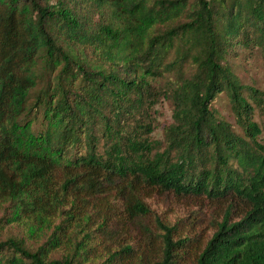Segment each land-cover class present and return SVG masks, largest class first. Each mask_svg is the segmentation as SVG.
I'll return each instance as SVG.
<instances>
[{"label": "trees", "instance_id": "trees-1", "mask_svg": "<svg viewBox=\"0 0 264 264\" xmlns=\"http://www.w3.org/2000/svg\"><path fill=\"white\" fill-rule=\"evenodd\" d=\"M239 39L264 55V0H0V264H117L121 250L90 258L87 243L146 215L152 192L220 207L194 264H264L249 101L264 92L227 63ZM159 91L174 103L162 155L149 139ZM222 92L242 134L211 108ZM157 224L154 264H178L191 236Z\"/></svg>", "mask_w": 264, "mask_h": 264}, {"label": "rangeland", "instance_id": "rangeland-1", "mask_svg": "<svg viewBox=\"0 0 264 264\" xmlns=\"http://www.w3.org/2000/svg\"><path fill=\"white\" fill-rule=\"evenodd\" d=\"M226 60L243 85L253 86L264 92V55L259 46L243 43L239 39L237 43L231 45ZM183 70L189 73L190 64H185ZM175 77L176 72L167 73L158 82V88H167V78ZM249 101L254 106V120L262 131L258 138L259 142L264 143V96L259 103L251 98ZM231 106L225 92L219 93L211 103L216 115L227 121L235 133L242 134V130L235 122ZM173 110V100L166 93L159 91L158 98L150 110V119L155 125L149 135L154 154L162 155L168 150L165 128L173 121ZM169 154L175 156V152L171 151ZM144 202L149 208L148 213L138 217L128 228L125 226L110 235L96 233V237H92L87 243L89 257L104 260L114 250H121L115 259L117 264H154L162 260L164 251L161 237L164 230L157 224V220H160L165 224H176V230L191 236L192 241H189L186 247L188 253L178 261V264H194L195 254L211 236L214 224L221 219L220 207L194 197H181L166 192H152ZM19 233L18 225H10L6 228L5 235ZM125 246L130 249H125ZM175 257L173 256L172 260Z\"/></svg>", "mask_w": 264, "mask_h": 264}]
</instances>
